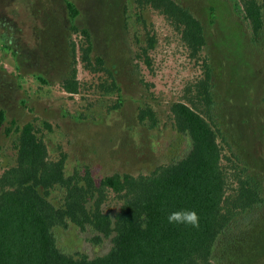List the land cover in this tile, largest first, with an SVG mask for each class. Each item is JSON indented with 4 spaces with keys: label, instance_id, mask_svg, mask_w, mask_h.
<instances>
[{
    "label": "rangeland",
    "instance_id": "obj_1",
    "mask_svg": "<svg viewBox=\"0 0 264 264\" xmlns=\"http://www.w3.org/2000/svg\"><path fill=\"white\" fill-rule=\"evenodd\" d=\"M68 0H0V106L12 121H34L53 158L66 152L67 172L91 168L99 182L114 173H148L184 156L190 139L178 131L174 102L201 76L181 34L164 14L134 0H72L76 23L93 33V58L103 55L121 86L107 89L110 71L90 70L74 57L83 36L72 27ZM204 24V54L213 67L211 115L224 161L248 174L264 195V29L255 34L232 0H177ZM156 45L146 48L151 37ZM74 65L79 92L63 83ZM45 79L42 80V78ZM153 109L156 117L149 114ZM17 132L0 130V174L16 163ZM62 191L52 198L61 200ZM122 200L113 190L104 204L115 214ZM93 230L58 228L61 247L91 257L112 246L89 240ZM217 264H264V205L240 215L216 250Z\"/></svg>",
    "mask_w": 264,
    "mask_h": 264
},
{
    "label": "trees",
    "instance_id": "obj_2",
    "mask_svg": "<svg viewBox=\"0 0 264 264\" xmlns=\"http://www.w3.org/2000/svg\"><path fill=\"white\" fill-rule=\"evenodd\" d=\"M164 14L181 34L191 58L200 63L202 76L189 87L183 100L173 103L178 131L190 139L187 153L160 164L148 173H114L99 182L88 166L67 172L66 152L53 158L41 128L34 121L7 125L6 110L0 106V130L17 132V160L0 174V264H217L216 250L224 234L240 215L264 205V195L248 174L233 173L224 161L219 131L211 115L214 104L213 67L204 54L208 43L203 22L177 0H134ZM250 23L255 34L264 29V0H232ZM72 27L83 36L74 57L90 70L110 71L107 89L121 91L105 57L92 56V31L76 20L80 8L67 1ZM146 48L156 45L150 39ZM42 78V77H40ZM42 80L45 81L44 78ZM70 92H79L77 65L64 81ZM156 117L153 109L149 114ZM62 191L60 201L52 198ZM113 190L122 200L115 214L104 208ZM194 210L200 218L198 229L170 224L169 213ZM76 225L94 232L89 240L101 244L112 238L105 254L90 256L61 247L58 228Z\"/></svg>",
    "mask_w": 264,
    "mask_h": 264
},
{
    "label": "clouds",
    "instance_id": "obj_3",
    "mask_svg": "<svg viewBox=\"0 0 264 264\" xmlns=\"http://www.w3.org/2000/svg\"><path fill=\"white\" fill-rule=\"evenodd\" d=\"M167 221L170 224L186 225L198 229L200 218L194 210H177L168 214Z\"/></svg>",
    "mask_w": 264,
    "mask_h": 264
}]
</instances>
